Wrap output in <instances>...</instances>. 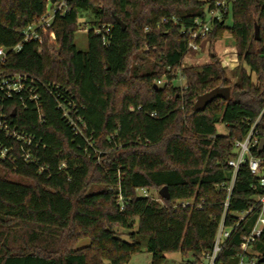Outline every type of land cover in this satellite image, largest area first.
<instances>
[{"label": "trees", "instance_id": "1", "mask_svg": "<svg viewBox=\"0 0 264 264\" xmlns=\"http://www.w3.org/2000/svg\"><path fill=\"white\" fill-rule=\"evenodd\" d=\"M216 1L67 0L53 22L60 45L54 58L23 34L49 0H0V46L7 51L0 70L31 75L38 96L0 92L13 127L32 138L23 148L34 160L24 158L20 141L0 132L9 149L6 158L0 153V264H129L144 244L153 264L175 251L192 254L184 264H205L225 210L227 194L217 184L230 174L235 142L261 114L264 137V0H237L231 25L225 12L210 34L213 40L224 31L234 36L233 78L216 55L183 66L190 49L182 28ZM82 11L93 15L86 50L75 43ZM173 17L182 21L174 24ZM216 87H231V99L196 112L197 98ZM221 122L227 135L217 131ZM253 154L264 157L257 148ZM259 180L248 164L239 169L225 220L233 231L214 264H236L243 252L255 216L237 225L236 213L264 193ZM93 184L103 188L90 192ZM165 186L168 200L140 191ZM179 201L191 203L176 206ZM252 250L264 257V230Z\"/></svg>", "mask_w": 264, "mask_h": 264}, {"label": "built area", "instance_id": "2", "mask_svg": "<svg viewBox=\"0 0 264 264\" xmlns=\"http://www.w3.org/2000/svg\"><path fill=\"white\" fill-rule=\"evenodd\" d=\"M237 0H217L214 4L208 3L205 15L202 17H197L194 23L188 27L182 28V31L189 37V53L190 55L194 52H199L202 50V44L205 40H208L209 35L214 29L216 22H224V13L229 12L231 6ZM67 10V0H54L52 2V7L46 9L44 14H42L39 20L35 23L29 24L24 30V40L25 41H36L40 47L46 45L45 38L48 32L52 35L54 33L53 22L58 13H65ZM168 19L164 18L163 21L166 22ZM182 21L179 17H173L172 22L178 24ZM107 28V32H109ZM95 31L99 32V29ZM21 44H18L13 49L20 50ZM7 51L6 48L0 46V62H4L6 59ZM187 57V56H186ZM185 57V58H186ZM178 81H183L179 77ZM36 82L35 78L31 75L23 72H4L0 70V92L6 97H12L17 94L26 92L31 98L37 99L38 96L32 94L33 84ZM167 80H159L158 84H164ZM182 87L183 85L180 84ZM22 97V96H21ZM25 104L24 98H22ZM11 115H9L2 107H0V132L2 131L6 137H11L20 141L22 143V148L25 144L30 145L32 143V138L26 134L18 133V131L13 127L11 123ZM262 118L261 116L251 124L249 132L243 139H239L235 142L234 149L235 155L228 160V166L230 167V174L227 175L226 179L222 180L217 184V187L226 192L225 200V210L221 222L219 224V229L216 236L215 246L211 255L207 258L214 264L215 258L222 249L224 242L231 236L233 228H228L225 225L226 214L229 209L232 194L234 191L237 174L242 165L248 164V167L252 174L258 175L260 177L259 185L264 189V157L256 156L253 154L254 148H259L262 138L259 135V123ZM264 128V125H263ZM0 153L1 156L6 158L9 153V149L0 141ZM23 156L28 161H34L31 153L23 148ZM141 194L145 196H151L149 191L143 190ZM122 201V196L119 197ZM185 206L191 201H179L175 205L180 204ZM250 216H255V220L251 225L248 233L243 238V252L239 255L236 264H264L260 261L262 256H249L248 253L251 252L253 245L256 243L258 238L261 237L264 230V193L262 195L254 196L252 204L244 211L236 213V224H240L242 221L248 219Z\"/></svg>", "mask_w": 264, "mask_h": 264}, {"label": "rangeland", "instance_id": "3", "mask_svg": "<svg viewBox=\"0 0 264 264\" xmlns=\"http://www.w3.org/2000/svg\"><path fill=\"white\" fill-rule=\"evenodd\" d=\"M52 1L49 0L48 8L52 7ZM93 18L92 13L89 11H82L79 17V29L75 33V43L81 50H86L88 48V28L90 27L88 24ZM232 23V11H230L228 18L226 20L227 25H231ZM47 37L45 38V48L48 49L50 54L54 57H58V52L60 51V45L57 42L56 33L51 35L50 31L48 32ZM202 50L199 52L191 53L187 55V57L183 61V66H191V65H202L211 61L213 55L217 56L221 61L222 65L226 67L229 77L234 76V70L238 67L239 60L237 54V46L234 36L229 31H224L220 37L217 39H211L210 35L208 40H205L202 44ZM177 83L182 84L184 86V81H177ZM217 131L219 134L227 135L229 132V128L223 122L217 124ZM5 172V171H3ZM6 174L12 179L22 180L24 182H29L30 180L26 177L6 172ZM103 188L102 185L93 184L89 187L90 192H97ZM162 189V188H161ZM161 189H150L149 193L152 197L161 200L160 190ZM143 191V190H140ZM162 201V200H161ZM255 220V217H254ZM119 231H124V229L119 228ZM90 240L84 239L82 243L87 245ZM253 249V247H252ZM255 256H263L261 251L251 250ZM192 254H188L187 256H183L180 251L175 252H167L166 258L163 264H184L188 260H192ZM205 264H211V262L206 259ZM129 264H153V255L149 252L144 244L143 250L140 253L133 254Z\"/></svg>", "mask_w": 264, "mask_h": 264}, {"label": "water", "instance_id": "4", "mask_svg": "<svg viewBox=\"0 0 264 264\" xmlns=\"http://www.w3.org/2000/svg\"><path fill=\"white\" fill-rule=\"evenodd\" d=\"M115 17H116L117 22L123 27V29H126L127 26L125 22L119 16H115ZM255 38L257 41L261 40V29H260V25L258 24H256V27H255ZM218 98L230 100L231 99V87H216L210 91H207L201 94L197 98L194 104V110L196 112L205 111L207 106L210 103H212L215 99H218ZM15 114H16V110L13 111V115ZM258 151L259 153H262L264 151V138H262L260 142ZM160 196L167 200L171 198V194H170L168 186H165L160 190ZM260 261L264 262V257L260 258Z\"/></svg>", "mask_w": 264, "mask_h": 264}]
</instances>
